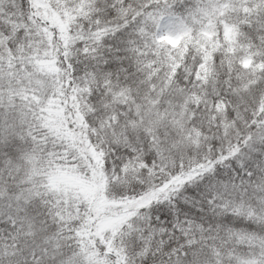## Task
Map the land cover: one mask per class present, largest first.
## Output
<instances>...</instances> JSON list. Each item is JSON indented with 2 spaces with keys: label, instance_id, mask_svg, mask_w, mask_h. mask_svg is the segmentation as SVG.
I'll return each instance as SVG.
<instances>
[{
  "label": "snow or ice",
  "instance_id": "obj_1",
  "mask_svg": "<svg viewBox=\"0 0 264 264\" xmlns=\"http://www.w3.org/2000/svg\"><path fill=\"white\" fill-rule=\"evenodd\" d=\"M0 264H264V0H0Z\"/></svg>",
  "mask_w": 264,
  "mask_h": 264
}]
</instances>
